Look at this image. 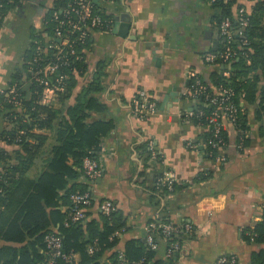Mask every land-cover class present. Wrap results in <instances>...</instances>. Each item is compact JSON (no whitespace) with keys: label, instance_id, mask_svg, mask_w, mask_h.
<instances>
[{"label":"crops","instance_id":"crops-1","mask_svg":"<svg viewBox=\"0 0 264 264\" xmlns=\"http://www.w3.org/2000/svg\"><path fill=\"white\" fill-rule=\"evenodd\" d=\"M54 1L22 0V8L0 31V93L7 90L10 75L21 67L32 37L48 34L45 19ZM251 1L237 0L248 15ZM97 4L98 11L112 22L128 14L130 28L126 37L113 34V24L106 31L92 34L84 53L87 71L84 78H77L73 92V96L80 93L97 65L103 63L102 90L94 97L104 110L91 113L89 121H110L114 128L99 145L97 160L102 174L89 183L94 204L88 219L99 218L97 202L110 201L121 210L128 230L118 235L116 249L120 250L130 240L144 243L145 225L157 220L165 208L176 224L185 221L194 228L192 238L182 243L174 264H215L222 256L234 257L237 264H250L252 253L264 248L244 239L245 230L261 220L264 210V116L258 118L255 114L258 100L253 104L243 97L239 100L248 127L246 144L241 149L234 125L224 122L226 162L222 170L214 164L213 178L161 199L159 208L152 207L149 201V190L163 173L172 172L176 183L190 184L202 169L212 168L203 161L202 136L207 128L183 122L181 114L205 106L200 99L186 94L192 73L210 87L213 74L230 76L231 65L218 67L203 60L205 54H218L224 48L217 11L208 0H121ZM233 34L237 37V29ZM27 84L23 80L22 91ZM263 84L261 79L259 89ZM139 92L149 94L156 104V112L143 121L131 112V103ZM47 103L59 108L53 98ZM40 135L47 141L26 174L30 180L45 170L55 146L53 132L43 131ZM149 141L158 160L149 157L144 162L138 148ZM188 141L197 144V150L187 148ZM0 149L11 153L16 148L0 142ZM79 181L85 182L82 178Z\"/></svg>","mask_w":264,"mask_h":264},{"label":"trees","instance_id":"trees-1","mask_svg":"<svg viewBox=\"0 0 264 264\" xmlns=\"http://www.w3.org/2000/svg\"><path fill=\"white\" fill-rule=\"evenodd\" d=\"M66 2L67 0H55L54 7H64ZM251 2V12L247 17V26L242 30L243 35L234 36L232 43L238 57L231 63L230 76L223 78L213 74L211 84L232 88L235 93L234 102L238 107L241 97L250 104L258 100L255 114L261 118L264 116V84L259 89L260 80H264V0ZM13 6L22 8L18 1ZM212 6L217 11L219 23L228 17L232 21V31L235 29L238 31L239 25L235 21L237 11L244 8L241 4L233 1L226 5L215 3ZM104 17L111 19L108 16ZM243 41H246L247 45L243 46ZM89 45L90 43L87 48ZM28 49L29 44L21 67L10 75L9 82L10 85L17 84L20 88L23 111L19 112L14 103L0 93V142L16 148L11 153L0 149V264H42L44 237L54 231L62 236L66 251H74L79 255L78 264H104L105 260L110 264H116L118 235L128 230L126 217L121 210L112 204L114 210L109 216L100 212L98 219H86L67 226L64 225V221L68 211L65 209L64 213L61 212V208L70 205L71 195L89 193V183L79 181L83 177L82 162L85 158L97 159L102 138L114 128L110 121L97 119L89 121L91 113H101L104 110L99 100L94 97V94L102 90L103 63L97 65L87 86L76 96H73V92L77 86V78H84L87 65L84 56L83 60L72 64L71 68L65 71L67 79L64 89L55 92L54 100L59 105V108L55 109L52 105L41 104L42 89L36 85L31 88L32 95L29 100L25 98L24 92L20 91L23 80H28L25 73V62L31 55V49L29 51ZM77 51H80V47ZM215 64L218 67L226 66V63L219 59ZM72 98L73 101L70 102ZM198 110L204 115L211 111L206 105ZM6 120L9 124L2 126V122ZM195 122L199 123L198 120ZM195 122L193 124H196ZM246 122V117L240 111L234 128L243 146L246 144L248 130ZM19 131L23 134L19 136L20 142L15 143ZM43 131L53 132L55 146L51 150L52 155L50 154L51 157L47 160L45 170L38 178L30 180L26 174L47 141L45 136L40 135ZM224 138L226 141L225 133ZM202 142L203 161L212 168L199 172L190 184L174 183L170 192L166 187L157 186L156 181L161 177L159 176L153 188L149 190L152 207L159 208L161 199L165 200L191 185L203 183L214 177L215 157L218 154L223 155L225 147L221 152L213 149L211 144L214 140L209 131L202 136ZM138 149L144 162L147 161L150 157L148 144H142ZM225 162L216 165L219 171L225 167ZM101 202H97L98 206ZM93 204L92 199L90 207ZM162 209L154 221L175 223V218L169 215L165 208ZM154 221L150 220L147 224ZM159 232L157 230L154 233L155 238L159 237ZM116 233L118 235H115ZM177 238L182 241L192 236L173 235L168 242ZM244 239L251 244L264 246V217L245 230ZM92 245H96L99 250L90 255L87 249ZM122 250L128 261L144 259L145 264H161V253L147 250L145 243L141 241H127ZM57 264L64 263L59 261ZM250 264H264V248L252 253Z\"/></svg>","mask_w":264,"mask_h":264},{"label":"built area","instance_id":"built-area-1","mask_svg":"<svg viewBox=\"0 0 264 264\" xmlns=\"http://www.w3.org/2000/svg\"><path fill=\"white\" fill-rule=\"evenodd\" d=\"M18 1L21 4L22 0H0V31H3L8 21L16 13L17 9L13 4ZM121 0H67L64 7H52L49 15L45 19V26L50 33L45 36L36 34L29 42L31 55L25 62L26 76L28 82L42 89L41 104L47 105L51 98L54 99L55 92L62 91L65 87L67 79L66 70L70 69L72 64L83 60L85 50L88 43L91 41L92 34L97 31H106L113 24L112 19L104 17L97 7V3H116ZM237 0H208L213 5L215 3L229 4ZM247 17L244 8L237 11L236 23L239 25L237 37L243 35V28L247 26ZM232 21L226 17L219 23V31L221 37L225 40L224 48L218 54L207 53L203 56V60L207 64H215L219 59L226 65H231L232 61L238 57V53L233 49L232 43L234 34L232 31ZM242 45H247L246 41ZM31 47V48H30ZM80 47V51L77 48ZM17 84H11L7 90L1 92L22 112V96L19 93ZM22 91V87L21 90ZM23 92V91H22ZM187 96L200 99L206 107L211 111L208 115L200 110L185 111L181 114V120L185 123H194L195 125L206 127L210 132L214 142L212 148L221 152L226 144L224 138V122L235 125L239 114V107L234 102L235 93L230 87L217 85L210 87L202 79L192 73L190 75V86L187 91ZM30 91V98H31ZM47 99H49L47 101ZM131 112L139 121L145 120L150 115L156 112V104L149 94L139 92L131 103ZM8 120L2 122L3 125H8ZM23 132L18 133L15 143L20 142L19 136ZM189 149L197 150L198 145L191 141L186 142ZM242 148V142L238 145ZM148 150L150 158L158 160L157 155L153 151L152 143L148 142ZM226 161L221 154L216 155V164H222ZM204 169L201 170V172ZM82 179L86 183H93L101 178V167L99 160L85 158L82 162ZM176 183L175 176L172 172H165L157 179V186L166 187L170 192L173 190V184ZM92 196L90 193H76L70 196V205L65 209L67 217L64 225L76 224L88 219ZM98 209L105 216H109L114 206L110 201L101 202ZM264 217V210L262 217ZM158 218V217H157ZM159 230V237H154V233ZM194 233V228L190 223H162L158 221L146 224L144 227V243L147 250L161 253V264H174L180 256L181 246L184 239L179 241L168 242L171 237L184 235L191 237ZM115 235H118L117 233ZM44 250L41 253L44 256L42 264H57L59 261L64 264H78V254L74 251H66L63 247L62 236L54 231L44 237ZM99 248L96 245L89 246L88 254L93 255ZM104 264H110L105 260ZM116 264H145V260L128 261L122 249L116 251ZM215 264H237V261L232 256H222L216 260Z\"/></svg>","mask_w":264,"mask_h":264},{"label":"water","instance_id":"water-1","mask_svg":"<svg viewBox=\"0 0 264 264\" xmlns=\"http://www.w3.org/2000/svg\"><path fill=\"white\" fill-rule=\"evenodd\" d=\"M129 28H130V17L128 14H124L121 17L118 16L117 18H114L113 27H112L113 34L116 33L120 37H126L128 35ZM30 87L31 84L29 83L26 85V87L23 90V92L25 93V98L27 100L30 99V91H29Z\"/></svg>","mask_w":264,"mask_h":264}]
</instances>
